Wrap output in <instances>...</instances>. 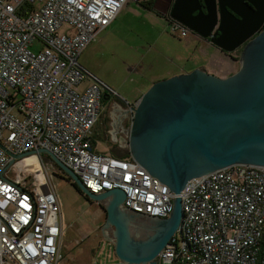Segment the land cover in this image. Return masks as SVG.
I'll return each instance as SVG.
<instances>
[{
	"label": "built area",
	"instance_id": "obj_1",
	"mask_svg": "<svg viewBox=\"0 0 264 264\" xmlns=\"http://www.w3.org/2000/svg\"><path fill=\"white\" fill-rule=\"evenodd\" d=\"M148 1L159 0H0V264H68L55 163L41 149L91 193L120 189L125 211L170 218L176 195L131 153L117 158L93 150L102 88L92 82L80 90L88 76L81 54L128 2ZM170 27L191 33L177 21ZM37 40L35 53L30 46ZM137 105L130 106V124ZM128 135L120 143L125 147ZM7 151L36 153L9 166ZM10 167L15 180L7 176ZM179 196L181 225L158 264H264V166L233 165L193 178Z\"/></svg>",
	"mask_w": 264,
	"mask_h": 264
},
{
	"label": "water",
	"instance_id": "obj_2",
	"mask_svg": "<svg viewBox=\"0 0 264 264\" xmlns=\"http://www.w3.org/2000/svg\"><path fill=\"white\" fill-rule=\"evenodd\" d=\"M170 17L226 53L245 45L246 60L225 79L199 69L157 82L131 109L132 157L176 195L170 218L160 220L154 236L147 241L132 236L122 190L93 194L55 155L39 150L87 200L106 202L107 223L115 228V251L122 264H158L181 225L179 195L189 180L233 165L264 166V0H174ZM137 128L140 132L133 135ZM7 153L11 166L14 159L36 152Z\"/></svg>",
	"mask_w": 264,
	"mask_h": 264
},
{
	"label": "rangeland",
	"instance_id": "obj_3",
	"mask_svg": "<svg viewBox=\"0 0 264 264\" xmlns=\"http://www.w3.org/2000/svg\"><path fill=\"white\" fill-rule=\"evenodd\" d=\"M155 8L158 11L153 6L147 8L128 2L113 24L88 46L79 58L81 67L88 75L80 86L81 91L92 82H97L102 90L104 88L112 93V101L126 106L143 97L156 81L185 76L199 68L204 69L206 74L218 75V78L223 76L224 71H236L233 59L205 39L192 32L185 36L173 32L166 15L160 12L164 9V0L156 2ZM65 29H60L59 33ZM30 49L38 53L41 43L37 40ZM237 52L238 49L232 54L237 56ZM124 111L125 108L117 104L106 107L102 116L108 117L112 140L108 139L110 142H107L101 138L104 128L102 123L98 124L101 138L96 140L98 150L112 155L110 149L114 139V153L120 156L130 153L129 147L120 144L128 133L119 131L114 135L113 132L114 119L117 123L130 125ZM7 176L15 180L12 167ZM52 182L64 217L61 242L64 261L68 264H118L120 261L114 245L115 229L108 225L104 212L100 210L106 202L100 203L101 208L97 202L91 203L57 169L52 174ZM125 213L131 217L128 224L132 236L137 240L145 239L153 219L128 211Z\"/></svg>",
	"mask_w": 264,
	"mask_h": 264
},
{
	"label": "crops",
	"instance_id": "obj_4",
	"mask_svg": "<svg viewBox=\"0 0 264 264\" xmlns=\"http://www.w3.org/2000/svg\"><path fill=\"white\" fill-rule=\"evenodd\" d=\"M148 2H152V1H148ZM158 2V1H157ZM155 3L156 2H153V8L156 10V11H158L156 8H155ZM123 10V9H122ZM122 10H121V12H122ZM120 12V13H121ZM160 12L162 13V14H164V15H166V18L170 15L169 13L170 12H167L166 10H165V8L163 9V11H161L160 10ZM119 13V14H120ZM118 14V15H119ZM118 17V16H117ZM116 17V18H117ZM116 20V19H115ZM114 20V21H115ZM113 21V22H114ZM168 22V21H167ZM113 24V23H112ZM111 24V25H112ZM110 25V26H111ZM109 26V27H110ZM108 27V28H109ZM107 28V29H108ZM106 29V30H107ZM105 30V31H106ZM83 54V53H82ZM81 54V55H82ZM81 57V56H80ZM235 63V62H234ZM236 68H237V64H236ZM199 69H202V68H199ZM198 69V70H199ZM234 69H230V70H228V71H224L223 73H222V75L223 76H221L220 78H225L227 75H229V74H231L230 72H236V71H233ZM203 71H204V69H203ZM211 74H213V73H211ZM216 76H218V75H216ZM171 79V78H170ZM166 80H168V79H166ZM164 81V80H163ZM158 81H156L155 83H153V85L154 84H156ZM153 85H151V86H153ZM142 98V97H141ZM141 98L139 99V100H137V101H135L134 102V104H127L126 106H125V111H127V110H129L130 109V106H132V105H135L136 103H138L140 100H141ZM109 105V104H108ZM106 107H107V105H104V113H105V110H106ZM124 111V112H125ZM103 113V114H104ZM130 116H131V114H130ZM130 116H126V118H128L129 117V119H130ZM103 117V118H102ZM100 119H99V121L97 122V124L95 125V127H94V129H93V135H92V145H93V150L94 151H96V152H104V151H101V150H98V148H97V143H96V140L97 139H101L102 137H103V140H112V139H110V134H109V120H108V117L107 116H102ZM132 120V122H131V124L127 127V129L126 130H124V128H123V123H117V121L114 119L113 121H114V123H112V125H113V132H114V135L116 134V133H118L119 131L122 133V134H124L125 132H127L129 135H130V131H131V128H132V123H133V120H134V113H133V119H131ZM100 123H102V125H103V128H104V135H102L101 136V138L99 137L100 135L98 134V129H97V125L98 124H100ZM121 138H122V136H121ZM120 138V139H121ZM113 141H114V139H113ZM113 141H111L112 142V147H111V152H115V150H114V148H115V142H113ZM121 141H123V138H122V140ZM107 142H110V141H107ZM104 153H107V151H105ZM109 153V152H108ZM112 154V153H111ZM151 221V220H150ZM151 226H150V230H148V235H147V237L145 238V239H142V241H147L150 237H153L154 236V231L155 230H158L159 229V225H160V223H161V221L160 220H152L151 222ZM152 227H153V229H152ZM137 240V239H136ZM118 264H122V263H118Z\"/></svg>",
	"mask_w": 264,
	"mask_h": 264
},
{
	"label": "flooded vegetation",
	"instance_id": "obj_5",
	"mask_svg": "<svg viewBox=\"0 0 264 264\" xmlns=\"http://www.w3.org/2000/svg\"><path fill=\"white\" fill-rule=\"evenodd\" d=\"M173 3H174V0H164V8H165V10H166L167 12H170ZM202 9H203L204 12H206V11H205V8H204L203 5H202ZM169 14H170V13H169ZM167 21H168V24L171 26L172 23H173L175 20L172 19V18L170 17V15H169V16L167 17ZM202 39H203V38H202ZM205 40H206L207 42H209L211 45H213L215 48H217L221 53H224V54L227 55L228 57H231V58L233 59L232 61L235 62V63L237 64L236 72H230L231 74L227 75L225 78H228V77H230V76H233L234 74H236V73L241 69L243 62L246 60V59H245L246 55L243 56L245 45H244L243 47H241V48L238 49L237 56H235V55L232 54V52H231V53H226V52L222 51L221 49H219L218 47H216L214 44H212L209 40H207V39H205ZM236 64H235V65H236ZM201 71H203V70H201ZM225 78H221V79H225ZM102 93H103V96L105 95V99H104V103H105V105L108 106V104H109V105L117 104V105H119V106L125 108V106L119 104L117 101H114V100L112 101V100H111V98H112V93L107 94L106 91H104V90H102ZM127 115L130 116V112H129V110H127V111L124 112V116H125V118H126ZM126 119H127V118H126ZM122 125H123L124 130H126L127 127H128V124H126L125 122H123ZM136 131H138V132H136ZM139 132H140V129L138 130V128H137V129H135V130L133 131V135H136V134L139 133ZM69 184H70L71 186L74 187V182H73L72 180L69 182ZM84 197H85V196H84ZM90 202H91V203H94L93 201H90ZM97 204H98L99 208H101V207H100V203H97ZM100 210H101L102 213L104 212L105 218H106V220H107L106 205H104V206H103V209H100ZM124 212H125V210H124ZM126 214H127V213H126ZM113 228H114V227H113ZM114 229H115V228H114Z\"/></svg>",
	"mask_w": 264,
	"mask_h": 264
},
{
	"label": "trees",
	"instance_id": "obj_6",
	"mask_svg": "<svg viewBox=\"0 0 264 264\" xmlns=\"http://www.w3.org/2000/svg\"><path fill=\"white\" fill-rule=\"evenodd\" d=\"M200 2H201V0H200ZM141 5H143L144 7H147V8H151L152 6H153V2H143V3H141ZM173 5V4H172ZM103 105H105V103H104V100H103ZM112 155L114 156V157H117V158H128L129 156H130V153H128L126 156H120L119 154H117V153H112ZM44 158L47 160V161H51L52 162V160L50 159V157L49 156H47V155H44ZM54 167L57 169V170H59V171H61V169L58 167V166H56L55 164H54ZM62 172V171H61ZM65 176H66V180L68 181V182H70L71 181V178L70 177H68L64 172H62ZM61 176V175H60ZM62 177V176H61Z\"/></svg>",
	"mask_w": 264,
	"mask_h": 264
}]
</instances>
